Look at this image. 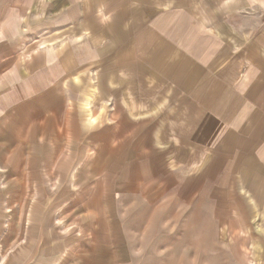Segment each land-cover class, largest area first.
<instances>
[{
	"label": "rangeland",
	"instance_id": "374dc122",
	"mask_svg": "<svg viewBox=\"0 0 264 264\" xmlns=\"http://www.w3.org/2000/svg\"><path fill=\"white\" fill-rule=\"evenodd\" d=\"M33 1L0 29V264H264V0Z\"/></svg>",
	"mask_w": 264,
	"mask_h": 264
},
{
	"label": "crops",
	"instance_id": "0c3cea01",
	"mask_svg": "<svg viewBox=\"0 0 264 264\" xmlns=\"http://www.w3.org/2000/svg\"><path fill=\"white\" fill-rule=\"evenodd\" d=\"M25 1V0H24ZM23 0H0V29H4V25H3V17L4 15L7 14H13L15 11L17 10H21L24 11V9H26L27 6H32V4L34 3L33 0H26V2H24ZM33 7V6H32ZM23 19L21 18V21ZM80 40V39H79ZM49 51H54V47H50ZM38 51H35L34 53L30 54L28 56V58L32 59L33 54H37ZM262 70V72L264 73V69H259L258 71ZM258 71H255L254 74V78H258L259 81H257V85L258 88L257 90L254 89V87H250V90H248V95L250 100L247 102H244L241 107V115H242V123L245 122V125H251L254 126V129L257 127V130L259 131V134L261 133L263 139H264V122H258L259 119V115L262 114L260 109H264V74H257ZM228 73H230L229 71H227ZM228 73H224V77L225 74H227V76L224 78H222V81L225 83V81L229 80L227 79L229 77ZM222 81L218 82L220 88L222 85ZM260 91L263 92L262 97L259 98L258 102H256L258 104V107L256 106V104H254V94L259 93ZM249 120V121H248ZM240 124V123H239ZM243 125V124H242ZM133 172V169H131V172ZM138 175H141V169L140 171H137Z\"/></svg>",
	"mask_w": 264,
	"mask_h": 264
}]
</instances>
